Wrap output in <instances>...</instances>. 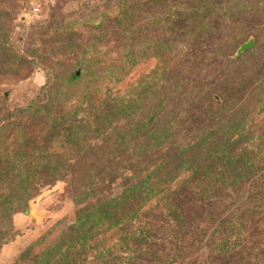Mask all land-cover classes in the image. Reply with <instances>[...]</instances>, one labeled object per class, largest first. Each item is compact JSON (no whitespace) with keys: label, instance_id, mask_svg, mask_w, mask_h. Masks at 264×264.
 Wrapping results in <instances>:
<instances>
[{"label":"rangeland","instance_id":"1","mask_svg":"<svg viewBox=\"0 0 264 264\" xmlns=\"http://www.w3.org/2000/svg\"><path fill=\"white\" fill-rule=\"evenodd\" d=\"M0 25V264H264V0Z\"/></svg>","mask_w":264,"mask_h":264},{"label":"water","instance_id":"2","mask_svg":"<svg viewBox=\"0 0 264 264\" xmlns=\"http://www.w3.org/2000/svg\"><path fill=\"white\" fill-rule=\"evenodd\" d=\"M253 44V41L251 40V41H249V42H247V43H245V44H243L242 46H241V48L239 49V53L240 52H242L243 50H246L247 48H249L251 45ZM79 74V72H77V75ZM30 212V208H29V206L26 208V210H25V214H28Z\"/></svg>","mask_w":264,"mask_h":264},{"label":"trees","instance_id":"3","mask_svg":"<svg viewBox=\"0 0 264 264\" xmlns=\"http://www.w3.org/2000/svg\"><path fill=\"white\" fill-rule=\"evenodd\" d=\"M213 5H214V4H212V7H213ZM200 11H201V8H197V9H196V13H197V14H200ZM209 11H210V6H209ZM3 14H4V12L2 11V12H1V15H3ZM207 17H209V16H207ZM1 25H2V24H1ZM1 25H0V26H1ZM238 53H239V52H238ZM239 54H240V53H239Z\"/></svg>","mask_w":264,"mask_h":264}]
</instances>
